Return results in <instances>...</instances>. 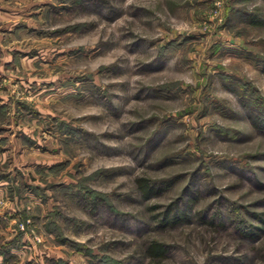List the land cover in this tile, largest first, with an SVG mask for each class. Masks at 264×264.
Here are the masks:
<instances>
[{
  "label": "rangeland",
  "instance_id": "374dc122",
  "mask_svg": "<svg viewBox=\"0 0 264 264\" xmlns=\"http://www.w3.org/2000/svg\"><path fill=\"white\" fill-rule=\"evenodd\" d=\"M151 2L152 0H132L124 8L122 5L127 0H0V156L9 151L11 145H4L10 140L38 150L35 152L37 161L25 162L21 166L32 168L28 173L29 180H23V172L17 169H13L17 176L12 177L9 172L3 171V165H0V180L14 181L19 178L23 180V187L37 198H41L40 192L43 191L42 204L48 203V192L58 189L69 201L90 197L92 208L98 206L99 201L104 198L102 187L93 190L86 184H80L77 178L81 177L82 169L77 168L73 175L72 169L68 167L70 161L61 159L44 164L39 162V157L53 159L59 155V149L50 148L44 141L62 126L69 125L79 129L81 133L82 138L75 142L76 147L95 152L110 165L105 169L102 163L101 168L97 169V172L107 171L113 174L104 176L102 183H111L116 175L125 172L126 165L122 162L124 153L118 144L119 136L108 132L104 127L109 120L119 119L123 115V109L116 101L122 99L121 93L132 86L125 79L129 75L122 63L127 58L125 54L141 57L138 61L140 67L132 73L138 90L128 102L162 106L172 105L183 97L190 98L188 107L179 112L165 113L163 116L154 114L129 121L132 126L130 134L147 132L153 126L156 129L148 136L144 145L138 146L146 158H151L159 149L166 153L165 167L180 168L188 164L191 145H186L187 152L184 149L177 151L175 147L186 139L201 138L199 122L207 117L218 116L228 122L223 127L229 128L234 134H225L221 140L224 144L246 145L255 139L243 132L241 125L251 126L257 135L264 136V97L257 95L259 89L253 82L256 77L264 76V14L257 11L256 14L263 23L254 24L253 15L245 17L242 14L238 6L242 0H195V6L199 10L197 18L189 21L173 17L170 27L183 37L175 46L177 63L183 61L197 68V83L189 84L183 90L172 91L169 88L164 91L158 83L160 79L168 78L172 82L188 74L175 66L165 71L146 55L142 42L159 47H167L171 43L159 33H154L149 22L144 20L146 14L152 13V9L146 6ZM9 3L23 4L25 7L6 8L5 4ZM105 7L108 8L107 12L104 11ZM213 23L214 28L204 27ZM129 27L139 31H121ZM117 32L121 34L119 40L114 39ZM163 32L166 35L168 28H164ZM253 33L261 38H250ZM129 36L137 38L131 39L129 44L123 43ZM57 64L70 70L75 69L70 78L81 82L78 92L65 98L67 107L59 115L53 108L51 96L43 92L36 96L40 88L34 90L37 79L32 78L41 67L46 70V75L55 76ZM57 79L59 77L41 79L39 84L42 88L50 89ZM210 85L211 91L206 94L205 89H209ZM11 86H16V91L27 88L28 91L24 92L26 98L17 97L15 92L9 95ZM146 89L151 91L146 92ZM212 91L218 95H211ZM229 96L238 97L243 114L230 107ZM9 113H12L14 119H7ZM129 114H132L131 110ZM189 121L197 123L189 124ZM99 128L104 130H93ZM181 128L183 131L176 136L171 135ZM192 133L195 134L194 137L191 136ZM17 155L23 156V151H18ZM244 155L253 163L247 167L237 164L224 166L231 174L251 183L256 192H264V181L255 174H249L253 166L264 170V163H255L264 161V152H249ZM72 168H76V165H72ZM45 169L49 172L59 169L64 178L60 179L59 173H56V179L44 184L40 173ZM148 170L158 172L163 169L150 167ZM186 176V172L177 171L164 179L171 181L170 190ZM4 187L5 185H0V189ZM184 187L187 189L188 185ZM235 187L234 184L229 185V188ZM7 189V199L0 193V225L3 227H8L9 222H16V217L21 212H28L27 208L15 207V203L22 197L14 185L9 183ZM156 191L163 195L162 190ZM260 209H264V196L251 203V219L259 220L258 224L252 226L254 229L264 225V212ZM80 210L88 217L84 223L89 229L96 232L105 229L121 231L116 222L98 220L94 211ZM168 211L166 208L165 213ZM54 214L56 220H48L47 224L41 226L44 234L51 237L50 241L42 238L35 246H32L31 240H25L24 243L33 247V250L47 244L48 251L55 248L63 252L65 255L59 258L63 264H124V261L112 255L119 249L97 245L99 251L94 250L91 247L94 237L89 231L57 236L50 225L60 220L61 216L59 211ZM170 215L173 216L174 213ZM40 220V215L31 213L27 215L26 227L27 224L39 223ZM2 235L3 228H0V236ZM21 235L24 233H17V236ZM31 235L40 236L41 232L33 230ZM249 235L255 237L256 233ZM82 236L87 239L82 240ZM16 239V236H12L8 243L11 244ZM146 251L148 253V249ZM37 255L43 257V264H58L55 253L49 256L48 252L37 251ZM166 258L164 254L161 259ZM23 264H40V261L35 258L25 259Z\"/></svg>",
  "mask_w": 264,
  "mask_h": 264
},
{
  "label": "clouds",
  "instance_id": "9594fccd",
  "mask_svg": "<svg viewBox=\"0 0 264 264\" xmlns=\"http://www.w3.org/2000/svg\"><path fill=\"white\" fill-rule=\"evenodd\" d=\"M131 2L132 0H127V3L122 6L127 8ZM146 6L152 9V13L146 14L144 20L149 22L154 33H159L166 40L171 41L167 47L149 46L147 42H142L146 55L165 71L175 66L179 71L188 74L172 82H169L168 78L160 79L158 83L162 85V90L167 91L171 88L172 91H177L188 88L189 84L195 85L198 69L191 63L183 61L177 63L175 46L183 37L170 27L173 17L189 21L197 18L199 10L195 6V0H152ZM238 6L245 17L255 15L257 11L264 14V0H242ZM5 7L24 8L25 6L9 3L5 4ZM104 11L107 12L108 8L105 7ZM204 27L214 28L215 23L206 24ZM164 28H168L166 35L163 32ZM121 31L139 30L129 27ZM120 38L121 34L117 32L114 39L119 40ZM136 38L129 36L123 40V43L129 44L131 39ZM250 38L260 39L261 37L253 33ZM125 55L127 58L122 63L129 73L125 79L132 86L126 92L121 93L122 99L116 101L123 109V115L119 119L109 120L104 126L108 132L119 136L118 144L124 153L122 162L126 165L125 172L116 175L111 183H102L104 176L113 174L107 171L97 172V169L101 168L102 163L105 169L110 165L95 152L83 151L75 146V142L82 138L79 129L69 125L62 126L59 131L53 132L44 141L50 148L59 149V155L53 159L40 156L39 162L49 164L53 160L70 161L68 167L72 169L73 175L77 168L82 169L81 177L77 178L79 183L86 184L93 190L102 187L104 198L93 209L89 202L90 197L85 200L77 198L73 202L65 199L57 189L48 192V203L42 204L43 191L40 192L41 198H37L23 187V180L30 179L28 173L32 171V168L21 167L25 162L37 161L35 152L38 150L29 149L19 142L8 141L4 147L9 145L11 147L7 153L0 156V165H3V171L9 172L12 177L17 176V172L13 169L23 172L24 175L23 180L19 178L14 181L0 180V185H5L0 189V193L7 199V185L12 183L22 197L15 203V207L17 209L27 208L28 212L27 214L21 212L16 217V222H9L8 227L0 225V228H3V235L0 236V264H23L25 259L32 258L43 264V257L38 256L37 251L48 252L49 256L55 253L58 264H63L59 260L60 256L65 255L63 252L55 248L48 251L47 244L40 249L33 250V247L24 243L25 240H31L32 246H35L42 238L50 241L51 237L44 234L41 226L47 224L48 220H56L54 213L57 211L61 219L50 225L57 236H71L73 233L89 231L94 237V242L91 244L94 250L99 251L97 245L119 249L112 255L124 261V264H264V225H260L259 229H254L252 226L258 224L259 220L251 219V203L264 196V192H256L251 183L231 174L224 166L237 164L240 167H247L252 164L253 162L249 161L244 154L264 152V136L257 135L251 126L241 125L243 132L255 139L246 145L224 144L221 142L224 135L234 134L229 128L223 127L228 122L218 116L207 117L199 122L198 130L201 138L186 139L184 143L177 144L175 147L177 151L184 149L187 152L186 145H191V154L187 157L190 161L188 164L180 168L165 167L166 153L159 149L151 158H146L138 146L144 145L148 136L156 129L153 126L147 132L130 134L132 126L129 121L144 119L154 114L163 116L165 113L179 112L182 108L188 107L190 98L183 97L177 99L172 105L162 106L128 102L138 90L132 73L140 67L138 61L141 57ZM55 67V76L46 75V70L41 67L32 78L37 79L34 90L40 88L36 96H40L41 92L51 96L54 101L53 108L59 115L67 107L65 98L69 94L74 96L80 89L81 82L70 78L75 69L70 70L60 64ZM57 77L59 79L50 89L42 88L39 84L41 79H56ZM253 82L259 89L257 95L264 97V76L256 77ZM211 88L210 85L209 89H205V93L211 91ZM26 91H28L27 88L16 91V86H11L9 95L15 92L17 97L25 99L24 92ZM147 91L151 89H146ZM211 95L215 96L218 93L212 91ZM229 100L231 101L230 107L243 114L244 110L241 108L238 97L229 96ZM7 119H14L12 113L8 114ZM193 123L197 122L189 121V124ZM28 130L31 133V129ZM93 130L103 131L104 128ZM180 131L183 129H177L171 135L176 136ZM191 136L194 137L195 134L192 133ZM21 150L23 156H18L17 152ZM255 163H264V161ZM72 165H76V168H72ZM150 167L163 170L149 171ZM177 171L186 172L187 176L169 190L171 181L164 178L173 176ZM56 173H59L60 179L64 178L59 169L52 172L47 169L42 171L40 176L43 183L48 184L50 180L56 179ZM93 173L95 175H92ZM249 174H255L258 179L264 181V170L260 168L253 166ZM186 184L187 189L184 187ZM233 184L236 187L229 188V185ZM157 189L162 190L163 195H160ZM97 194L93 193V195ZM221 197H227V199ZM154 205H160V207L154 208ZM166 208L169 210L168 213H165ZM80 209L94 211L98 220L116 222L121 231L112 232L105 229L102 232H96L89 229L84 223L88 217ZM260 211L264 212V209ZM34 212L41 216L40 222L29 223L26 227L27 215ZM172 213L175 214V218H169V214ZM209 225H214V227ZM33 230H39L41 235H31ZM20 232L24 235L17 236ZM252 232L256 233L255 237L249 235ZM12 236H16L17 239L10 244L8 241ZM81 239H87V237L82 236ZM121 241L124 243H120ZM150 246L163 248L167 258L162 260L156 253L148 255L146 249ZM13 256L15 259H12Z\"/></svg>",
  "mask_w": 264,
  "mask_h": 264
},
{
  "label": "trees",
  "instance_id": "16d2710c",
  "mask_svg": "<svg viewBox=\"0 0 264 264\" xmlns=\"http://www.w3.org/2000/svg\"><path fill=\"white\" fill-rule=\"evenodd\" d=\"M253 16H254V18H252V23L259 24V23L262 22V20H259V17H258L259 15L255 14ZM150 191H151V189H150ZM169 218H175V214L173 216H171L169 214ZM154 253L158 254L160 256V258H163L164 249L163 248H155L153 246H150L149 249H148V254L153 255Z\"/></svg>",
  "mask_w": 264,
  "mask_h": 264
}]
</instances>
